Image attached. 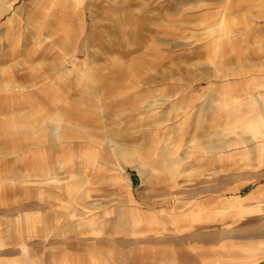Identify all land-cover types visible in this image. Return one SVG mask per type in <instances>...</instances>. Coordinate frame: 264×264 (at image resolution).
Returning a JSON list of instances; mask_svg holds the SVG:
<instances>
[{
    "label": "rangeland",
    "instance_id": "rangeland-1",
    "mask_svg": "<svg viewBox=\"0 0 264 264\" xmlns=\"http://www.w3.org/2000/svg\"><path fill=\"white\" fill-rule=\"evenodd\" d=\"M31 2L0 22V264H264V0Z\"/></svg>",
    "mask_w": 264,
    "mask_h": 264
},
{
    "label": "crops",
    "instance_id": "crops-1",
    "mask_svg": "<svg viewBox=\"0 0 264 264\" xmlns=\"http://www.w3.org/2000/svg\"><path fill=\"white\" fill-rule=\"evenodd\" d=\"M15 1L16 0H0V22L3 19H5L6 16H9L10 13H12L13 5H14L13 3ZM31 1L32 0H30V5L32 4ZM83 1H85V0H82V2ZM1 2H3V5L1 4ZM85 7L89 10L91 8V4H87ZM20 13H21V10L20 9L19 10L17 9L14 12L13 18L8 17L5 20V22H3L1 24V26H0V30H3L4 31V33H3L4 35L0 39V67H4V65H5V61H4L5 59L4 58L5 57H8L10 54H13L14 53L13 50H9V49L5 53H3V54L1 52H3L4 46L7 45L6 44L7 41L18 39V36H16V34L14 32H12V33L9 32V25L11 23L12 24L15 23L16 24V27H14V28H16L18 30V27H19L20 23L17 21L18 18L16 16H19ZM224 17H227L228 18L229 16L225 15ZM90 18H91V16H90ZM79 29L80 28H78V30ZM26 41H28V40L26 39ZM38 41H39V46H40L41 40L38 39ZM29 43L30 44H29L28 47H30V48H32L35 45L34 42H29ZM88 46H90V45H88ZM2 61H4V62L1 63ZM87 79L92 83L91 85H93V86L91 88H92V90H94V92L96 93V95H101L102 93H105L106 90L109 87L108 82H110V81H108V80H103V79H99V78H88V77H87ZM99 108H101V107H99ZM68 113L70 114V112H68ZM240 127H241V129L247 131L248 133L253 134V136H254V135H257L260 132V130H264L263 129L264 128V121L261 120V119L260 120L253 119V120L246 121L245 123L240 124ZM257 139H258V137H257ZM258 150H261V151L264 152V145H259L258 146Z\"/></svg>",
    "mask_w": 264,
    "mask_h": 264
},
{
    "label": "bare ground",
    "instance_id": "bare-ground-1",
    "mask_svg": "<svg viewBox=\"0 0 264 264\" xmlns=\"http://www.w3.org/2000/svg\"><path fill=\"white\" fill-rule=\"evenodd\" d=\"M6 4V3H5Z\"/></svg>",
    "mask_w": 264,
    "mask_h": 264
}]
</instances>
